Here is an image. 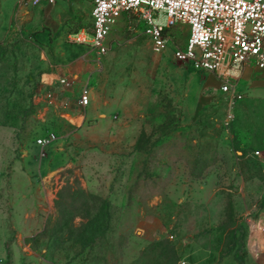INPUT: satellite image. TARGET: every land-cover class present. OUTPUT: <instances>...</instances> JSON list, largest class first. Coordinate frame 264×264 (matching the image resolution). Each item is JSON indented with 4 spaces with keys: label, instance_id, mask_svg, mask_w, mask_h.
Here are the masks:
<instances>
[{
    "label": "rangeland",
    "instance_id": "obj_1",
    "mask_svg": "<svg viewBox=\"0 0 264 264\" xmlns=\"http://www.w3.org/2000/svg\"><path fill=\"white\" fill-rule=\"evenodd\" d=\"M81 27L87 0H0V264H264V88L240 75L229 106L134 14L107 51L70 41Z\"/></svg>",
    "mask_w": 264,
    "mask_h": 264
},
{
    "label": "built area",
    "instance_id": "obj_2",
    "mask_svg": "<svg viewBox=\"0 0 264 264\" xmlns=\"http://www.w3.org/2000/svg\"><path fill=\"white\" fill-rule=\"evenodd\" d=\"M90 3V29L81 27L68 33L72 42L87 44L96 51H107L109 34L124 13L134 14L150 41L154 53L161 54L172 44L171 55L196 69L213 72L229 106L243 97L238 75L244 67L264 72V0H87ZM57 0H18V5L40 6ZM183 22L188 34L182 44L170 38L167 27ZM60 82H66L59 76ZM90 101L88 84L81 85L78 103ZM232 117L225 116V124ZM56 135L49 130L36 137L41 146L51 143ZM249 154L264 162V149L254 148Z\"/></svg>",
    "mask_w": 264,
    "mask_h": 264
},
{
    "label": "crops",
    "instance_id": "obj_3",
    "mask_svg": "<svg viewBox=\"0 0 264 264\" xmlns=\"http://www.w3.org/2000/svg\"><path fill=\"white\" fill-rule=\"evenodd\" d=\"M252 72H254V73H252ZM240 75L245 78V81L250 80L252 82L253 86L259 87V88H264V72L263 71L257 70V69L252 68V67H244L242 69V71L239 73L238 77ZM240 81H243V80L242 79L239 80V82H238L239 88H240V86H239Z\"/></svg>",
    "mask_w": 264,
    "mask_h": 264
},
{
    "label": "trees",
    "instance_id": "obj_4",
    "mask_svg": "<svg viewBox=\"0 0 264 264\" xmlns=\"http://www.w3.org/2000/svg\"><path fill=\"white\" fill-rule=\"evenodd\" d=\"M239 264H241V263H239Z\"/></svg>",
    "mask_w": 264,
    "mask_h": 264
}]
</instances>
